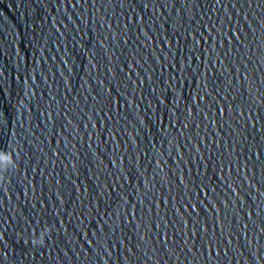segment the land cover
<instances>
[{"label": "water", "instance_id": "water-1", "mask_svg": "<svg viewBox=\"0 0 264 264\" xmlns=\"http://www.w3.org/2000/svg\"><path fill=\"white\" fill-rule=\"evenodd\" d=\"M6 154L0 264H264V0H0Z\"/></svg>", "mask_w": 264, "mask_h": 264}, {"label": "clouds", "instance_id": "clouds-1", "mask_svg": "<svg viewBox=\"0 0 264 264\" xmlns=\"http://www.w3.org/2000/svg\"><path fill=\"white\" fill-rule=\"evenodd\" d=\"M0 158H4V159L8 160L11 157H10V155L6 154V155H4L3 157H0ZM5 178H6L5 176H0V183H3L4 180H5ZM44 236H45V232L42 231L40 233L39 237H37L39 239L41 245L44 244ZM37 238H34L33 239V243H35V241H36Z\"/></svg>", "mask_w": 264, "mask_h": 264}, {"label": "snow or ice", "instance_id": "snow-or-ice-1", "mask_svg": "<svg viewBox=\"0 0 264 264\" xmlns=\"http://www.w3.org/2000/svg\"><path fill=\"white\" fill-rule=\"evenodd\" d=\"M0 159L6 160V159H4V158H0Z\"/></svg>", "mask_w": 264, "mask_h": 264}]
</instances>
